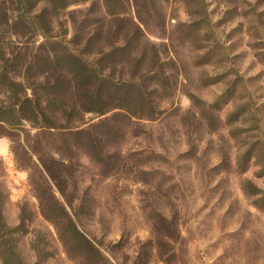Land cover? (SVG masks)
Wrapping results in <instances>:
<instances>
[{"label": "rangeland", "instance_id": "obj_1", "mask_svg": "<svg viewBox=\"0 0 264 264\" xmlns=\"http://www.w3.org/2000/svg\"><path fill=\"white\" fill-rule=\"evenodd\" d=\"M4 9L18 19L46 10L51 25L46 37L35 21L11 24L1 46L41 59L72 51L130 84L126 108L81 113L70 123L79 134L0 123V264H96L80 259L81 242L63 245L37 194L55 196L109 264L137 253L142 264L149 239L164 249V232L170 264H264V0H73L56 10L0 0ZM45 210L69 229L59 207Z\"/></svg>", "mask_w": 264, "mask_h": 264}, {"label": "trees", "instance_id": "obj_2", "mask_svg": "<svg viewBox=\"0 0 264 264\" xmlns=\"http://www.w3.org/2000/svg\"><path fill=\"white\" fill-rule=\"evenodd\" d=\"M51 9L56 10L65 6L73 0H45ZM106 1V0H105ZM22 7H27L28 0H17ZM108 13V12H107ZM38 24V29L43 36L49 35L47 31L51 25V19H47L46 10L38 13L28 12V14L18 19L8 14V10L0 12V31L6 30L11 24L21 25L26 22ZM1 34V33H0ZM17 35L13 32L10 37ZM11 41H13L11 39ZM57 42V41H54ZM155 47V46H152ZM21 47L11 48L10 45L0 44V123L10 129L23 127L28 123L37 130H61L71 133H82L83 130L71 125L77 122L83 112H104L110 108H126L127 89L124 86L130 83H120L115 81L105 68L99 66L98 62L88 58L79 57L72 51H53L48 56L41 59L36 55L23 57ZM110 54V53H107ZM43 62L47 65V70L39 72L38 77L33 76V68ZM51 74V76L47 75ZM47 75V76H46ZM45 80L42 84L44 92L38 94L36 90L37 79ZM52 77V78H51ZM39 82V81H38ZM72 120V121H71ZM3 133V132H2ZM8 135L6 133H3ZM46 172L50 175V168L42 164ZM62 194V190L59 189ZM1 195V193H0ZM40 204L41 214L50 219L57 230V234L63 245H74V242H81L84 250L81 252L80 259L86 263L95 260L96 264H109L110 259L101 248L81 232L65 207L55 199V196L44 197L37 194ZM48 209L54 210L59 207L64 214V222L69 226L68 230L59 228V221L52 220L46 212ZM3 223V215L0 205V222ZM169 223V222H168ZM1 224V223H0ZM2 229L5 231L6 223ZM164 249L161 252H153L154 239L149 242V257L142 260V264H149L152 260L150 255H158L164 264H170L173 259V251L169 240L170 234H162ZM120 240L118 241V244ZM153 245V246H152ZM153 252V253H152ZM13 253V252H12ZM131 264H139L141 257L137 255L131 259ZM0 262H5L3 254L0 252Z\"/></svg>", "mask_w": 264, "mask_h": 264}, {"label": "crops", "instance_id": "obj_3", "mask_svg": "<svg viewBox=\"0 0 264 264\" xmlns=\"http://www.w3.org/2000/svg\"><path fill=\"white\" fill-rule=\"evenodd\" d=\"M4 149V148H3Z\"/></svg>", "mask_w": 264, "mask_h": 264}]
</instances>
